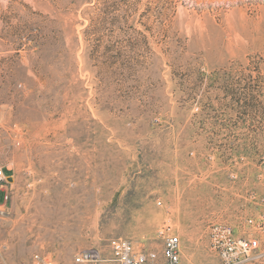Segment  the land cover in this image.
Instances as JSON below:
<instances>
[{
  "label": "rangeland",
  "instance_id": "1",
  "mask_svg": "<svg viewBox=\"0 0 264 264\" xmlns=\"http://www.w3.org/2000/svg\"><path fill=\"white\" fill-rule=\"evenodd\" d=\"M0 165V264H264V0H0Z\"/></svg>",
  "mask_w": 264,
  "mask_h": 264
},
{
  "label": "built area",
  "instance_id": "2",
  "mask_svg": "<svg viewBox=\"0 0 264 264\" xmlns=\"http://www.w3.org/2000/svg\"><path fill=\"white\" fill-rule=\"evenodd\" d=\"M8 177L0 165V193L3 192V202L0 203V211L7 202L10 191L7 188ZM179 238L177 236H168L165 238L162 251L155 250H136L131 243L122 238H115L109 242L112 259L116 264H179L180 249ZM222 247L217 246L218 256L222 264H243L248 260L249 250L252 244L246 240H235L228 230L223 231ZM100 253L97 250H83L81 254L75 257L76 263H92L98 261ZM18 264H24L18 262ZM31 264H48V261L40 254H34Z\"/></svg>",
  "mask_w": 264,
  "mask_h": 264
}]
</instances>
